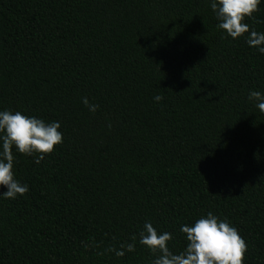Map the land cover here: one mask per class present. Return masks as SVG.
<instances>
[{
	"label": "trees",
	"instance_id": "obj_1",
	"mask_svg": "<svg viewBox=\"0 0 264 264\" xmlns=\"http://www.w3.org/2000/svg\"><path fill=\"white\" fill-rule=\"evenodd\" d=\"M217 23L208 0H0V111L63 133L39 164L13 149L29 191L0 199V264H151L145 221L175 254L209 211L264 264V114L247 98L264 55ZM244 23L264 32V3Z\"/></svg>",
	"mask_w": 264,
	"mask_h": 264
},
{
	"label": "clouds",
	"instance_id": "obj_2",
	"mask_svg": "<svg viewBox=\"0 0 264 264\" xmlns=\"http://www.w3.org/2000/svg\"><path fill=\"white\" fill-rule=\"evenodd\" d=\"M262 3L264 0H208L218 21V29L234 40L243 38L250 48L264 55V32L250 29L244 23L245 18H251ZM247 98L264 114V92L250 90ZM153 99L160 102L163 97L156 95ZM81 103L91 114L99 110V105L90 103L87 97H81ZM107 123L111 128V122ZM60 128L58 121L49 123L20 111H0V199H16L29 191L27 184L15 178L13 149L16 153L33 156L34 163L39 164L45 155L51 154L56 146L63 143ZM179 231L184 234L186 243L182 251L174 254L168 246L173 234L158 232L151 221L144 222L138 233V243L154 255L151 264H244L246 242L227 219H220L209 211L191 224H181ZM131 239L133 242L121 243L118 247L109 246L97 255L124 257L126 253L135 251L137 236Z\"/></svg>",
	"mask_w": 264,
	"mask_h": 264
}]
</instances>
